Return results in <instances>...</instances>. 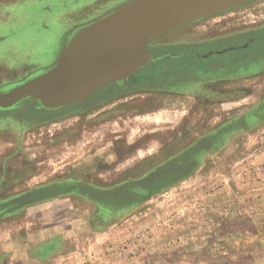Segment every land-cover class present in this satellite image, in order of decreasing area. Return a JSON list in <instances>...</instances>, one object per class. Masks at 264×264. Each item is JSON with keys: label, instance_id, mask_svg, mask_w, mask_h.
<instances>
[{"label": "rangeland", "instance_id": "1", "mask_svg": "<svg viewBox=\"0 0 264 264\" xmlns=\"http://www.w3.org/2000/svg\"><path fill=\"white\" fill-rule=\"evenodd\" d=\"M126 1L0 0V87ZM146 48L175 56L115 93L0 112V210L24 206L0 227L14 240L49 230L63 242L53 264H264V0Z\"/></svg>", "mask_w": 264, "mask_h": 264}, {"label": "water", "instance_id": "2", "mask_svg": "<svg viewBox=\"0 0 264 264\" xmlns=\"http://www.w3.org/2000/svg\"><path fill=\"white\" fill-rule=\"evenodd\" d=\"M253 1L128 0L73 28L52 64L1 86L0 112L27 102L36 111L55 112L104 87L124 90L142 68L175 56H153L147 43Z\"/></svg>", "mask_w": 264, "mask_h": 264}, {"label": "crops", "instance_id": "3", "mask_svg": "<svg viewBox=\"0 0 264 264\" xmlns=\"http://www.w3.org/2000/svg\"><path fill=\"white\" fill-rule=\"evenodd\" d=\"M234 63H216V67L220 66L223 69L232 67ZM208 67L205 68L202 72H206ZM209 71V70H207ZM201 72H198V75ZM223 109H225L223 107ZM170 154V150H168ZM115 216V214L113 215ZM50 231L46 229H40L34 233H26V237H20L17 240H14L11 232L6 231L0 227V262L4 260L5 254H16L21 260L28 261L29 263L34 264H53L60 262V239L53 241L50 240L52 235H48ZM8 247L9 251H6Z\"/></svg>", "mask_w": 264, "mask_h": 264}, {"label": "trees", "instance_id": "4", "mask_svg": "<svg viewBox=\"0 0 264 264\" xmlns=\"http://www.w3.org/2000/svg\"><path fill=\"white\" fill-rule=\"evenodd\" d=\"M107 89H109L111 92H113L109 87H108ZM27 204H28V203H25V205H27ZM17 207L20 208V207H24V206H23L22 202H17V203H15V204L9 206L8 208H5V209H3V210H0V216H2V215H4V214H8V213H10L11 210L16 209Z\"/></svg>", "mask_w": 264, "mask_h": 264}]
</instances>
